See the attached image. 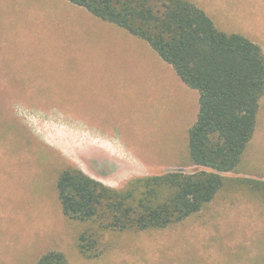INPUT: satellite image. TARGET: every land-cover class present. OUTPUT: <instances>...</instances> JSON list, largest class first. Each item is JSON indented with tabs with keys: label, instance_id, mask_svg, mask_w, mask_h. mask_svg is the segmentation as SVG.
Returning a JSON list of instances; mask_svg holds the SVG:
<instances>
[{
	"label": "rangeland",
	"instance_id": "374dc122",
	"mask_svg": "<svg viewBox=\"0 0 264 264\" xmlns=\"http://www.w3.org/2000/svg\"><path fill=\"white\" fill-rule=\"evenodd\" d=\"M264 51V0H192ZM199 91L143 39L68 0H0V264L48 250L70 264H264V95L240 165L202 210L165 228L107 231L98 258L77 247L88 222L57 191L69 163L111 187L194 172L188 134Z\"/></svg>",
	"mask_w": 264,
	"mask_h": 264
},
{
	"label": "trees",
	"instance_id": "16d2710c",
	"mask_svg": "<svg viewBox=\"0 0 264 264\" xmlns=\"http://www.w3.org/2000/svg\"><path fill=\"white\" fill-rule=\"evenodd\" d=\"M97 18L146 41L181 80L199 91L188 134L193 165L206 169L138 176L122 189L68 164L57 178L64 214L89 223L77 238L86 259L100 257L107 231L165 228L198 213L225 185L252 140L264 95V51L239 32H228L192 0H68ZM264 189V181L246 179ZM35 264H70L48 250Z\"/></svg>",
	"mask_w": 264,
	"mask_h": 264
}]
</instances>
